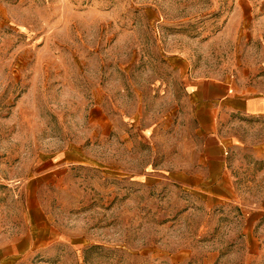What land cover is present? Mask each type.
Wrapping results in <instances>:
<instances>
[{
    "label": "rangeland",
    "instance_id": "obj_1",
    "mask_svg": "<svg viewBox=\"0 0 264 264\" xmlns=\"http://www.w3.org/2000/svg\"><path fill=\"white\" fill-rule=\"evenodd\" d=\"M207 79L264 95V0H0L15 264H264V112Z\"/></svg>",
    "mask_w": 264,
    "mask_h": 264
},
{
    "label": "crops",
    "instance_id": "obj_2",
    "mask_svg": "<svg viewBox=\"0 0 264 264\" xmlns=\"http://www.w3.org/2000/svg\"><path fill=\"white\" fill-rule=\"evenodd\" d=\"M191 91L197 94L199 103L210 106L214 110L215 106L224 107L229 100L234 99L231 107L237 111L247 113L264 112L263 96H243L233 82L229 80L207 79L190 81ZM207 108V107H206ZM11 214L7 219L0 221V264H15L22 255L23 247L11 239ZM23 244V242H20ZM21 258V257H20Z\"/></svg>",
    "mask_w": 264,
    "mask_h": 264
}]
</instances>
